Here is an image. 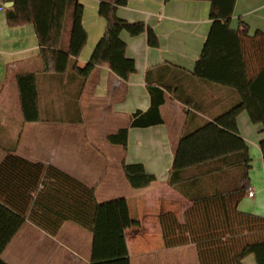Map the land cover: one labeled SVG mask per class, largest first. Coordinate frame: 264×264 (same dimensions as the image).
<instances>
[{"label":"crops","instance_id":"1","mask_svg":"<svg viewBox=\"0 0 264 264\" xmlns=\"http://www.w3.org/2000/svg\"><path fill=\"white\" fill-rule=\"evenodd\" d=\"M84 7L83 26L87 44L78 58L84 67L102 39L106 21L99 15L97 0H79ZM0 12V164L8 154L55 166L89 187L96 189L100 202L96 233L66 223L57 236H50L26 223L9 244L2 259L6 264H92L129 257L131 264H200L194 245L166 248L160 218L173 213L183 223L192 207L168 186L174 152L191 110L166 92L161 106L164 123L150 128H131L128 147L111 145L107 138L129 125L132 114L150 108L146 73L170 65L193 73L212 22L211 4L191 0H129L118 17L130 23L143 22L157 34L159 47L151 48L145 34L121 39L126 55L135 60L137 72L128 81L117 77L107 64L99 66L85 81L70 68L65 74L45 71L41 49L32 24L11 27L5 3ZM249 27L250 36L264 33V0H237L231 27ZM71 23L64 35L68 46ZM251 77L260 75L262 57L249 56ZM35 73L39 91L41 121L26 123L21 110L18 75ZM158 77V76H157ZM162 76L159 75L160 79ZM198 89V90H197ZM196 101L215 112L235 103L237 95L228 88L198 84ZM258 104H264V76L256 86ZM220 94V95H219ZM221 97V105L218 101ZM217 98V99H216ZM216 99V101H215ZM240 135L252 160L248 190L238 205L241 213L264 218V160L260 143L261 124H253L247 111L237 118ZM123 164H142L157 177L146 189H133ZM250 191L254 193L249 196ZM264 238V231L256 234ZM244 264H257L253 255Z\"/></svg>","mask_w":264,"mask_h":264},{"label":"trees","instance_id":"2","mask_svg":"<svg viewBox=\"0 0 264 264\" xmlns=\"http://www.w3.org/2000/svg\"><path fill=\"white\" fill-rule=\"evenodd\" d=\"M13 3L7 11L11 27L32 24L39 41L45 71L65 74L70 68L85 81L96 69L107 64L121 80L128 81L137 72L136 62L126 55L127 44L121 34L131 37L145 34L151 48L159 47L156 32L143 22L130 23L118 17L129 0H97L99 15L107 25L89 62L78 66V58L87 44L83 26L84 7L79 0H1ZM170 0H165L168 2ZM211 4L210 32L193 73L165 65L146 73L150 108L129 118V125L108 136L111 145L128 147L129 130L150 128L164 123L161 106L166 92L191 110L187 124L174 152L168 186L192 203L181 223L175 214L160 218L166 248L194 245L200 264H244L253 255L264 264V218L241 213L238 205L249 186L252 160L242 138L237 118L247 111L253 124L264 129V104H258L256 86L264 76V67L256 79L248 65L252 53L264 64V33L250 36L249 27H231L237 0H191ZM71 23L68 46L64 35ZM161 74V78L159 75ZM158 76V77H157ZM21 110L26 123L41 121L37 75L20 74L17 78ZM225 87L238 100L212 112L196 101L197 85ZM220 95V94H219ZM217 99V98H216ZM215 99V101H216ZM221 105V97L218 101ZM264 160V141L260 143ZM129 185L146 189L157 182L142 164H123ZM100 202L96 189L89 187L61 169L8 154L0 164V264L3 253L26 223L50 236H57L63 225L74 224L89 234L97 231ZM92 264H131L129 257Z\"/></svg>","mask_w":264,"mask_h":264},{"label":"built area","instance_id":"3","mask_svg":"<svg viewBox=\"0 0 264 264\" xmlns=\"http://www.w3.org/2000/svg\"><path fill=\"white\" fill-rule=\"evenodd\" d=\"M6 10V5L5 3H3L1 0H0V12H3ZM254 193L252 191H250L249 193V196L250 197H253Z\"/></svg>","mask_w":264,"mask_h":264}]
</instances>
